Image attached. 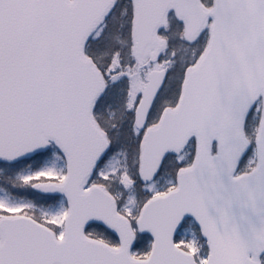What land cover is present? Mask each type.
Instances as JSON below:
<instances>
[{
  "label": "snow or ice",
  "instance_id": "snow-or-ice-1",
  "mask_svg": "<svg viewBox=\"0 0 264 264\" xmlns=\"http://www.w3.org/2000/svg\"><path fill=\"white\" fill-rule=\"evenodd\" d=\"M0 264H264V0H0Z\"/></svg>",
  "mask_w": 264,
  "mask_h": 264
}]
</instances>
